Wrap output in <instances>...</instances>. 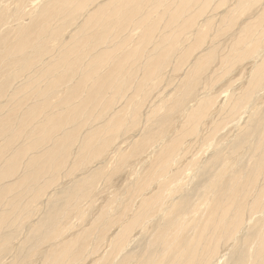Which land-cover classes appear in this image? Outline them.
I'll list each match as a JSON object with an SVG mask.
<instances>
[{"label":"bare ground","instance_id":"obj_1","mask_svg":"<svg viewBox=\"0 0 264 264\" xmlns=\"http://www.w3.org/2000/svg\"><path fill=\"white\" fill-rule=\"evenodd\" d=\"M262 41L264 0H0V264H264Z\"/></svg>","mask_w":264,"mask_h":264},{"label":"rangeland","instance_id":"obj_2","mask_svg":"<svg viewBox=\"0 0 264 264\" xmlns=\"http://www.w3.org/2000/svg\"><path fill=\"white\" fill-rule=\"evenodd\" d=\"M233 1V0H232ZM232 3V2H231ZM260 5V4H259ZM259 7V6H258ZM207 14H211V12H207V13H205V14H203V13H200V12H198L197 10H196V8H194V7H190L189 9H187V11L184 13V15L182 16V21H184L185 22V24L186 25H188V26H190L191 28H194V26H193V24H198L199 22H200V20L201 19H203ZM184 18H186V21H185V19ZM193 19H195V20H193ZM212 27H215L216 29H218V26H216V22H214V24H213V26ZM164 31V30H163ZM230 35V32L229 33H226L225 35H223L222 36V39H225L226 37H228ZM263 44H264V41H262V43H261V47L263 46ZM260 47V48H261ZM259 48V49H260ZM220 53V55H224L225 53H227V50H222L221 52H219ZM250 53V51L249 52H247V54H249ZM246 54V55H247ZM240 73V68L239 67H237V68H235L234 70H233V72L231 73V75L232 76H237L238 74ZM234 74V75H233ZM229 76L228 78H230V77H232V76ZM239 77V76H238ZM37 78L38 79H40L41 78V76H39V75H37ZM178 81L179 80H177V81H175L174 83H173V86H170V87H167L165 90H164V92L166 93L168 90H170V89H172L171 91H170V94H176V97H175V99H173V101L172 102H174V101H176V100H178L183 94L182 93H180V87L179 86H176L177 85V83H178ZM241 81V80H240ZM239 81V82H240ZM161 84H164V82H162ZM160 84V85H161ZM223 84V83H222ZM221 84V85H222ZM238 84V83H237ZM236 84V85H237ZM219 83H216V85L213 87V88H211V89H208V91H210V90H212V89H214V88H217V87H219V86H221ZM161 87H163V89H164V86L162 85V86H159V88H161ZM159 88L153 93V95H151L150 97H148L147 98V100H146V105H148V104H150L149 102H153L154 100H156L157 99V91L159 90ZM156 93V94H155ZM155 97H156V99H155ZM30 133H31V130H30V128H28V129H25L24 131H23V135L26 137V136H29L30 135ZM134 134V133H133ZM127 136H129L130 134H126ZM126 136V137H127ZM123 137V136H122ZM122 137H119V140H121V138ZM124 137H125V135H124ZM123 137V138H124ZM122 138V139H123ZM118 140V141H119ZM113 164H115L114 162L113 163H110L109 164V167H107V169H109L110 168V170L112 169V171L111 172H113L112 174H111V180L107 183V182H105V181H100V183H98V185H99V189L101 188L102 190L103 189H105V190H101V191H99V193H98V195L95 197L96 199H94V202H93V205H94V207L92 208V209H90L89 211H87V216L85 217V218H78V216L76 215V216H74L73 217V219H72V228L70 229V230H68V232H67V234H72V233H75V232H77V231H80L81 230V228L83 229V227L84 228H86V225L90 222V220H91V218H92V216H94L97 212H98V209L101 207V205L103 204V202H104V200L106 199V197H110L111 195H113V193L114 192H116V191H119L120 190V188H122V186L126 183V182H128V181H131V180H133L134 178H136V175H137V173L139 172V171H137V170H142V163H140V162H138V161H134V162H132L131 164H129V165H127V166H125V167H121L120 169H118L117 170V165H113ZM112 167H111V166ZM140 165V166H139ZM114 167L116 168V169H114ZM129 167V168H128ZM131 167V168H130ZM139 168V169H137V168ZM128 168V169H127ZM184 168H186L187 169V167H184ZM84 169V168H83ZM83 169H82V167L81 168H79V169H77V170H75L74 172L76 173H74V172H72V173H74L75 174V177L77 176V175H79V173L81 174L82 172H83ZM121 169H124L123 171L121 170ZM127 169V170H126ZM81 170V171H80ZM133 170V171H132ZM122 171V172H121ZM79 172V173H78ZM115 172H116V174H115ZM118 172V173H117ZM71 173V172H70ZM69 172H67V174L65 173L64 175H62V176H60L61 178H59L58 180H59V183H61V184H65V182L67 183V182H69L71 179H73L74 178V174H70ZM120 173V174H119ZM132 175H131V174ZM119 174V175H118ZM72 177H70V176ZM113 175V176H112ZM115 175V176H114ZM117 175V176H116ZM64 176V177H63ZM114 177H116L115 179H114ZM105 182V183H104ZM109 184V185H108ZM101 185H102V187H101ZM104 185V186H103ZM109 187V188H108ZM108 188V189H107ZM113 188H114V190H113ZM116 188V189H115ZM109 190V192H107ZM111 190V191H110ZM116 190V191H115ZM104 191H105V193H104ZM112 192V193H111ZM100 193H101V195L103 194H105L103 197L101 196V198H100ZM109 194V195H108ZM106 195H108V196H106ZM100 198V199H99ZM103 198H105V199H103ZM102 199V200H101ZM100 201L102 202V204L100 203ZM84 203H87V201H85ZM97 203V204H96ZM1 205H3V203H0V206ZM86 207V206H85ZM5 207H3V208H1L2 210L4 209ZM96 210V211H95ZM46 211V208H44L42 205H40V206H38L36 209H35V211L31 214V215H29L28 217H27V221H26V223L24 224V227H22V228H20V236L17 238V239H14V250L16 251V255H18L22 250H26V247H28V246H30L31 244H32V242H23V240L24 239H26V235L28 234V231H29V227L33 224V223H35L38 219H40L43 215H44V212ZM93 214V215H92ZM91 215V216H90ZM75 218V219H74ZM78 218V219H77ZM79 221V222H78ZM88 222V223H87ZM79 223V224H78ZM15 226L16 225H12L11 223H9V224H7V226L3 229V232H10V231H12V230H14L15 229ZM81 226H83V227H81ZM74 228V229H73ZM73 230L75 231V232H73ZM70 231V232H69ZM25 247V248H24ZM91 248V249H90ZM93 250V251H92ZM89 252H90V255H91V257H90V255L88 256V254H87V256L82 260V262H80V264L82 263V264H93V262H94V260L96 259V256H97V258H98V256H99V254L97 253V252H94V249H93V245H91L90 247H89ZM93 255V256H92ZM94 256H95V258H94ZM91 259V260H90ZM34 264H38V263H40V261H38L37 259H35V260H33L32 261ZM32 263V264H33Z\"/></svg>","mask_w":264,"mask_h":264}]
</instances>
